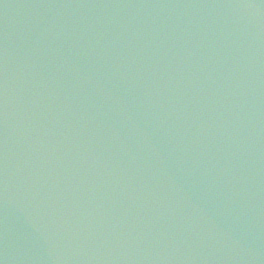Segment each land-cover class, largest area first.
<instances>
[{
  "label": "water",
  "instance_id": "95a60500",
  "mask_svg": "<svg viewBox=\"0 0 264 264\" xmlns=\"http://www.w3.org/2000/svg\"><path fill=\"white\" fill-rule=\"evenodd\" d=\"M66 1L0 0V51L10 39L39 55L38 73L23 62L13 89L4 82L16 66L0 53V264H229L226 247L239 243L244 264L251 245L263 260L264 139L253 137L264 133V96L229 91L241 69L207 42L203 8L161 9L105 40L102 23ZM66 6L68 23L57 14ZM236 34L232 52L246 35ZM79 63L97 66L93 81H80L83 67L66 81ZM68 86L85 91L88 109L68 102ZM93 87L111 100L93 103ZM196 107L204 113L190 119L184 108ZM215 137L233 148L226 157Z\"/></svg>",
  "mask_w": 264,
  "mask_h": 264
}]
</instances>
